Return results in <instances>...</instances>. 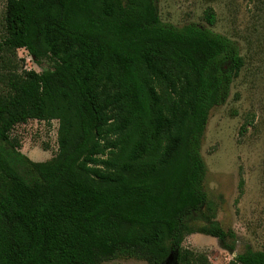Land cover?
<instances>
[{"label": "trees", "instance_id": "1", "mask_svg": "<svg viewBox=\"0 0 264 264\" xmlns=\"http://www.w3.org/2000/svg\"><path fill=\"white\" fill-rule=\"evenodd\" d=\"M156 1L5 0L0 264H211L182 247L185 219L206 204L208 115L244 62L225 36L161 22ZM204 19L214 24L211 9ZM18 50L51 68H19ZM30 120L58 122L52 160L32 162L11 139ZM196 232L233 250L216 223ZM229 264H264V247Z\"/></svg>", "mask_w": 264, "mask_h": 264}, {"label": "rangeland", "instance_id": "2", "mask_svg": "<svg viewBox=\"0 0 264 264\" xmlns=\"http://www.w3.org/2000/svg\"><path fill=\"white\" fill-rule=\"evenodd\" d=\"M4 6L5 0H0V33ZM156 8L163 23H194L235 42L244 62L226 102L208 115L200 140L206 204L185 219L193 233L182 242L183 248L204 254L211 264H229L247 249L264 247V0H157ZM208 9L215 16L212 26L204 19ZM12 60L38 73L51 68L46 60L36 64L24 50ZM57 130V121L30 120L16 125L10 137L29 160L47 162L58 151ZM208 222L235 234L232 251L196 232ZM102 264L147 263L115 258Z\"/></svg>", "mask_w": 264, "mask_h": 264}]
</instances>
